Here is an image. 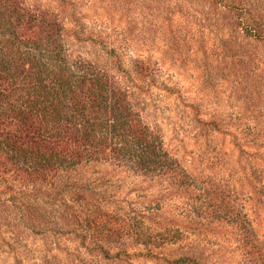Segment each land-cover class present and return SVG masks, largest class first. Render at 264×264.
Masks as SVG:
<instances>
[{
  "label": "trees",
  "instance_id": "trees-1",
  "mask_svg": "<svg viewBox=\"0 0 264 264\" xmlns=\"http://www.w3.org/2000/svg\"><path fill=\"white\" fill-rule=\"evenodd\" d=\"M30 1L0 0V242L15 249L38 235L53 245L69 239L106 261L122 253L154 264H203L194 246L199 230L186 234L174 216H159L185 215L229 222L223 238L245 264H264L252 220L236 213L219 186L193 195L191 174L144 121L151 62L134 58L127 66L74 0ZM199 1L223 27L221 49L233 50L216 66L247 89L251 81L245 96L263 100L264 0ZM125 177L158 187L140 211L110 192ZM261 178L253 170L249 179L257 186ZM262 198L256 192V208Z\"/></svg>",
  "mask_w": 264,
  "mask_h": 264
},
{
  "label": "rangeland",
  "instance_id": "rangeland-1",
  "mask_svg": "<svg viewBox=\"0 0 264 264\" xmlns=\"http://www.w3.org/2000/svg\"><path fill=\"white\" fill-rule=\"evenodd\" d=\"M32 1L51 5L49 0ZM74 2L87 26L102 31L127 66L134 58L151 62L154 78L143 95L142 116L195 180L193 195L219 186L228 192L236 213L252 220L264 241V99L246 97L253 83L248 82V89L238 85L227 68L216 66L220 56L224 63V57L233 55V50L225 51L222 45L220 21L199 0ZM91 50L82 48L89 56L94 55ZM253 170L262 175L257 186L249 179ZM120 181L110 185V192L121 200L122 207L133 203L140 211L146 198L158 192V187L142 179ZM256 192L263 196L257 208ZM206 201L207 196L202 201L205 206ZM166 207L162 204L161 210ZM159 216H174L186 234L199 230L194 246L201 251L203 264H245L232 239L223 238L225 231H231L229 222L219 226L218 219L209 223L210 219L199 218L191 222L185 215ZM26 245L14 249L0 242V264H154L142 257L128 259L122 253L106 261L95 250L77 247L69 239L53 245L34 235Z\"/></svg>",
  "mask_w": 264,
  "mask_h": 264
}]
</instances>
